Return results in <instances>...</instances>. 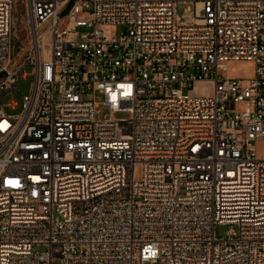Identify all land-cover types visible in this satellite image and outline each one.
Here are the masks:
<instances>
[{
	"label": "built area",
	"instance_id": "built-area-1",
	"mask_svg": "<svg viewBox=\"0 0 264 264\" xmlns=\"http://www.w3.org/2000/svg\"><path fill=\"white\" fill-rule=\"evenodd\" d=\"M25 8L12 66L0 0V264H264V0Z\"/></svg>",
	"mask_w": 264,
	"mask_h": 264
},
{
	"label": "rangeland",
	"instance_id": "rangeland-1",
	"mask_svg": "<svg viewBox=\"0 0 264 264\" xmlns=\"http://www.w3.org/2000/svg\"><path fill=\"white\" fill-rule=\"evenodd\" d=\"M176 11L181 20L187 19V14L193 11L192 1H180L176 5ZM12 27H11V39H12V53L10 58V65H15L23 60L29 46L31 45L30 36L28 34L27 15L25 8V0H12ZM229 69L227 71L228 76H249L252 74L254 63L252 61L240 60L228 62ZM31 65L25 64V70L31 72ZM33 76L29 74L27 76L18 75L15 84V90L11 93H5L1 102L3 104V110L7 114H17L22 109L23 95L30 92ZM15 101V106L11 107L7 104L9 100ZM108 113V109L105 107H97L94 111L95 118H101L104 114ZM120 115V114H117ZM264 148V143H262ZM226 224H219L215 227L217 236H222ZM36 250H43V246H35ZM144 264H158V262H145Z\"/></svg>",
	"mask_w": 264,
	"mask_h": 264
}]
</instances>
